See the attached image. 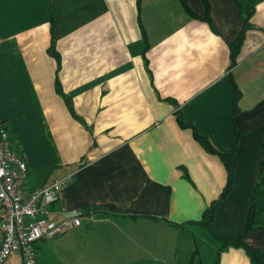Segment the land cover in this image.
Masks as SVG:
<instances>
[{
	"label": "crops",
	"instance_id": "obj_1",
	"mask_svg": "<svg viewBox=\"0 0 264 264\" xmlns=\"http://www.w3.org/2000/svg\"><path fill=\"white\" fill-rule=\"evenodd\" d=\"M177 115L220 153L239 133L213 227L264 252V0H0V124L27 164L24 190L71 176L52 218L84 216L42 239L61 264H194L200 227L187 223L227 171ZM218 260L249 264L240 248Z\"/></svg>",
	"mask_w": 264,
	"mask_h": 264
},
{
	"label": "built area",
	"instance_id": "obj_2",
	"mask_svg": "<svg viewBox=\"0 0 264 264\" xmlns=\"http://www.w3.org/2000/svg\"><path fill=\"white\" fill-rule=\"evenodd\" d=\"M27 170L25 160L12 149L8 131L0 126V264L15 255L20 264H35L40 240L79 226L84 217L78 213L61 222L52 218L50 207L71 176L25 192Z\"/></svg>",
	"mask_w": 264,
	"mask_h": 264
},
{
	"label": "trees",
	"instance_id": "obj_3",
	"mask_svg": "<svg viewBox=\"0 0 264 264\" xmlns=\"http://www.w3.org/2000/svg\"><path fill=\"white\" fill-rule=\"evenodd\" d=\"M191 14V12H189ZM247 28V19H243V27L240 32V34L237 36L235 39L234 44L230 47V67L233 66L235 63V57L238 53V50L240 48V45L243 41V36L244 32ZM48 53L58 59V55L54 50V42L52 41V44L48 50ZM230 87L232 90V115L236 114L238 112V107H237V101L240 97V92L238 91V88L236 84L230 79ZM57 91L60 93L59 88H57ZM177 120L178 123L182 127H191L193 130V137L194 139L200 144V146L210 154L217 155L222 163L224 164L226 171H227V183L222 192L220 193L219 197L217 200L213 201L202 213V217L199 221L197 222H189L187 223L188 225H196L200 227L201 229H204L210 236V238L218 245V253H217V258L213 264H218V259L219 255L222 251L228 248H236V249H243L245 254L247 255L249 259V264H264V252H262L260 249L252 247L248 245L245 241L243 236L237 238V239H227L220 237L216 234L214 227H213V220L215 213L223 199L227 197L231 190L232 182H233V177H234V172H233V167H232V162L234 159V155L236 152V149L238 147V139H239V133L235 131V142L232 146V148L224 153H220L215 151L210 143L208 142L206 137H203L199 135L195 129V127L187 124L184 122L183 118L180 115H177ZM0 126H3L0 124ZM4 127V126H3ZM5 128V127H4ZM264 182V178L260 183ZM257 183L252 191L251 198H250V206H249V211L247 214V218L245 221L244 225V234L249 232L254 228L255 225V201L258 196V189H259V184ZM195 253V252H194ZM194 255V254H193Z\"/></svg>",
	"mask_w": 264,
	"mask_h": 264
},
{
	"label": "rangeland",
	"instance_id": "obj_4",
	"mask_svg": "<svg viewBox=\"0 0 264 264\" xmlns=\"http://www.w3.org/2000/svg\"><path fill=\"white\" fill-rule=\"evenodd\" d=\"M197 233L198 235L194 240V249L197 248L201 252V255H196L197 259H193L195 261H192V263L198 264L201 258L203 264H210L215 257V242L204 229H197ZM48 244L49 241L43 242L42 240L37 243L36 264H61L55 245L50 246ZM6 264H20V259L17 255L12 256Z\"/></svg>",
	"mask_w": 264,
	"mask_h": 264
}]
</instances>
